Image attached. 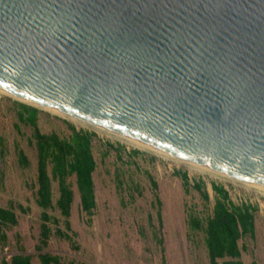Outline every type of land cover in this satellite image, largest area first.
<instances>
[{"label":"water","instance_id":"95a60500","mask_svg":"<svg viewBox=\"0 0 264 264\" xmlns=\"http://www.w3.org/2000/svg\"><path fill=\"white\" fill-rule=\"evenodd\" d=\"M0 90L264 186V0H0Z\"/></svg>","mask_w":264,"mask_h":264},{"label":"rangeland","instance_id":"374dc122","mask_svg":"<svg viewBox=\"0 0 264 264\" xmlns=\"http://www.w3.org/2000/svg\"><path fill=\"white\" fill-rule=\"evenodd\" d=\"M21 102L38 109L36 125L40 132L69 133L66 123L94 133L92 173L95 208L89 219L79 211L78 197L70 178L73 199L69 225L71 241L59 238L51 230L44 252L56 254L63 264H207L201 234L188 229L187 213L203 218L210 212L213 192L210 183L221 184L234 204L256 205L254 236L241 237L242 264H264V189L199 168L165 154L157 153L93 125L72 119L61 112L28 102L0 91V207H10L16 224L6 228V241L0 245V264H9L10 255L20 248L31 255V264H39L33 246L38 241L39 208L34 203L35 149L31 128L16 119ZM121 145L123 149L114 151ZM16 148L28 160L26 167L17 162ZM136 150V153H131ZM173 170L184 171L188 180L201 179L208 194L203 202L190 188L182 189ZM152 182L155 186H152ZM52 196L57 192L51 183ZM158 199L159 205L155 203ZM159 212L160 225L157 221ZM62 217L56 210L50 212ZM53 229L52 224L50 225Z\"/></svg>","mask_w":264,"mask_h":264},{"label":"trees","instance_id":"16d2710c","mask_svg":"<svg viewBox=\"0 0 264 264\" xmlns=\"http://www.w3.org/2000/svg\"><path fill=\"white\" fill-rule=\"evenodd\" d=\"M18 110L16 119L31 128L30 140L35 149V176H34V203L39 208L38 241L33 246L39 264H63L56 254L44 252L51 230L55 236L71 241L72 232L67 234L62 230L70 231L69 214L73 199L70 178L78 197L79 211L87 219L95 208L92 173L95 162L92 156L93 132L76 129L72 124L65 122L69 133L60 136L54 131L42 133L36 125L38 109L21 102H15ZM2 141L0 140V145ZM109 149L120 151L121 145L112 146L106 143ZM136 153V150H131ZM17 162L26 167L28 160L23 152L16 148ZM181 182L185 193L190 188L195 190L203 202H208V194L201 179L188 180L184 171L173 170ZM56 186L57 195L53 199L51 183ZM152 186L155 183L152 182ZM213 192L210 212L203 218L187 213L186 224L189 230L201 234L206 251L207 264H242L240 260L241 248L237 241L241 237L250 239L254 236V215L256 205L247 202L234 204L230 201L227 191L221 184L210 183ZM155 203L159 201L155 198ZM56 210L62 217V229L59 220L50 212ZM157 221L160 225L159 212ZM264 221V214H263ZM17 222L13 210L0 207V245L6 241L5 229ZM52 224L53 229L50 225ZM9 264H31V255L24 253L20 248L9 257ZM67 264H75L68 261ZM83 264V263H80ZM248 264H256L253 260Z\"/></svg>","mask_w":264,"mask_h":264},{"label":"bare ground","instance_id":"6f19581e","mask_svg":"<svg viewBox=\"0 0 264 264\" xmlns=\"http://www.w3.org/2000/svg\"><path fill=\"white\" fill-rule=\"evenodd\" d=\"M0 91H2V92H6V91H3V90H0ZM6 93L11 94V95H13V96H16L17 98H21V99H23V100H26V101H28V102H32V103H35V104H37V105H41V106L47 107V108H49V109H51V110H54V111H57V112H61L62 114L66 115V116H68V117H70V118H72V119L79 120V121H82V122H84V123H87V124L93 125V126L99 128V129H102V130H104V131L110 133V134H113V135H116V136H118V137H121V138L127 139L128 141H131V142H133V143H135V144H137V145H140V146H142V147H145V148H148V149H150V150H153V151H155V152H157V153L165 154V155H167V156H170V157L176 158V159H178V160L184 161V162L189 163V164H191V165L198 166L199 168H204V169H206V170H210V171H213V172L219 173V174H221V175H223V176H226V177H228V178H232V179H235V180L241 181V182H243V183H246V184H249V185H252V186H255V187L261 188V189H264V186H262V185H258V184H254V183L246 182V181H243V180L237 179V178H235V177H232V176H230V175H228V174H225V173H223V172H221V171H219V170H216V169H214V168H212V167H209V166H206V165H203V164H200V163L194 162V161H190V160H187V159H184V158H181V157H178V156H175V155H172V154H169V153L163 152V151H161V150H159V149H156V148H154V147H151V146H149V145H146V144H144V143H141V142H139V141H137V140H134V139L129 138V137H127V136H124V135H121V134H119V133H116V132H113V131H111V130H108V129H106V128H104V127L98 125V124H95V123H93V122H91V121H89V120H87V119H84V118H82V117H80V116H77V115H74V114L68 113V112H66V111L60 110V109H58V108L52 107V106H50V105L44 104V103H42V102H39V101H36V100H33V99L25 98V97H22V96H19V95H15V94H12V93H9V92H6Z\"/></svg>","mask_w":264,"mask_h":264}]
</instances>
